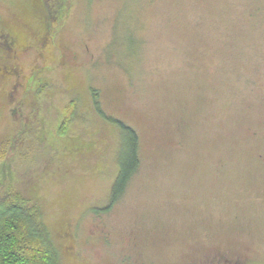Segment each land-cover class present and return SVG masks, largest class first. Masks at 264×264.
<instances>
[{
  "label": "rangeland",
  "instance_id": "obj_1",
  "mask_svg": "<svg viewBox=\"0 0 264 264\" xmlns=\"http://www.w3.org/2000/svg\"><path fill=\"white\" fill-rule=\"evenodd\" d=\"M51 1L0 0V197L58 264H264V0H57L49 47ZM115 119L140 166L107 211Z\"/></svg>",
  "mask_w": 264,
  "mask_h": 264
},
{
  "label": "trees",
  "instance_id": "obj_2",
  "mask_svg": "<svg viewBox=\"0 0 264 264\" xmlns=\"http://www.w3.org/2000/svg\"><path fill=\"white\" fill-rule=\"evenodd\" d=\"M52 1L55 7L52 5ZM45 3L48 17L42 32V40L49 47L53 41L55 24L63 22L67 15L60 12L57 0ZM43 43V44H44ZM123 133V149L119 154L118 176L112 187L107 211L125 192L140 166V138L137 131L121 120H113ZM59 257L50 232L41 220L40 210L26 204L24 197L13 190L0 197V264H58ZM239 264V262H238ZM245 264V263H244Z\"/></svg>",
  "mask_w": 264,
  "mask_h": 264
},
{
  "label": "flooded vegetation",
  "instance_id": "obj_3",
  "mask_svg": "<svg viewBox=\"0 0 264 264\" xmlns=\"http://www.w3.org/2000/svg\"><path fill=\"white\" fill-rule=\"evenodd\" d=\"M45 10H46V13L44 16L43 29H44V25L47 24L46 18L48 17V10H47L46 4H45ZM42 33L44 34V32H42ZM43 34H40L41 39H42ZM1 37H2L1 38L2 44H4L9 49H17L20 46V44L22 43L18 33L15 30H12L11 28L10 29L5 28L1 34ZM15 88H17L16 85H15ZM210 262H212L213 264H218V255H216L214 257V259H212ZM140 264H143V263H140ZM232 264H238V261L236 259H234V260H232Z\"/></svg>",
  "mask_w": 264,
  "mask_h": 264
}]
</instances>
